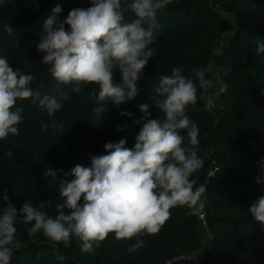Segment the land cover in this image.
Instances as JSON below:
<instances>
[{"label": "trees", "instance_id": "16d2710c", "mask_svg": "<svg viewBox=\"0 0 264 264\" xmlns=\"http://www.w3.org/2000/svg\"><path fill=\"white\" fill-rule=\"evenodd\" d=\"M57 6L58 19L63 20L74 8L92 6V0H0V58L14 70L33 75L31 87L42 96L69 97L53 116L38 102L17 101L16 107L23 109L19 132L0 140V213L10 202L19 215L30 200L34 206L45 203L46 213L57 217V206L66 200L61 185L73 179L64 173L78 164L89 166L92 156L106 155L108 142L126 139L125 147L132 149L140 130L133 120L142 115L137 104L155 94L161 76L178 69L195 79L194 69L212 64L208 78L217 82L210 90L216 93L214 106L207 108L198 92L197 103L186 111L199 127L195 148L204 163L190 179L196 180L194 190L206 186L202 212L207 225L200 218L202 212L188 215L186 205L176 206L157 234L117 240L110 233L85 253L74 235L67 247L42 232L30 236L32 225L18 217L16 239L21 247L14 250L10 264H264V225L248 211L264 196V53L256 51L258 40L264 41V0H172L157 14L150 45L156 51L137 81V97L119 107L109 102L99 119L92 111L96 97L89 94L93 89L98 92L97 85L82 86L77 94L73 85L58 83L48 71L50 66L41 63L44 53L36 43ZM134 18L128 12L125 22ZM225 39L227 45L220 53ZM225 67L230 68L226 76L219 71ZM119 79V72H114V80ZM221 83L227 86L223 92ZM122 111L133 116H122ZM150 111L153 118H164L159 109ZM41 121L49 124L47 131H41ZM53 121L62 127H52ZM123 125L128 127L118 130ZM180 131L186 136V130ZM212 167L218 171L210 178ZM48 170L55 176L46 175ZM5 191L8 202L3 200ZM63 211L71 213L66 207ZM137 239H143L144 245L129 251ZM59 255L66 259L58 260Z\"/></svg>", "mask_w": 264, "mask_h": 264}, {"label": "clouds", "instance_id": "9594fccd", "mask_svg": "<svg viewBox=\"0 0 264 264\" xmlns=\"http://www.w3.org/2000/svg\"><path fill=\"white\" fill-rule=\"evenodd\" d=\"M172 0H92L88 8H74L63 20L58 19L61 8L53 9L54 15L44 22L36 48L44 53L41 63L49 65L48 71L58 83L73 85L79 94L82 86L97 85L89 94L96 97L92 109L96 118L108 111L111 102L119 107L137 97V81L143 69L155 53L153 31L158 25V12ZM134 19L125 22L126 13ZM69 26L67 29L65 26ZM5 31L13 29L5 25ZM257 53H264V41L258 40ZM119 72V81L114 72ZM212 64L193 70L194 77L181 75L173 69L171 76H161L159 87L149 100L137 104L142 115L133 120L140 125L135 135V145L126 148V139L104 145L106 155L92 156L90 165H76L71 172L64 173L73 179L61 185L65 203L58 205L59 215L51 218L45 203L34 206L26 200L19 210L8 202L5 191L3 200L8 202L0 213V264H10L14 250L21 247L16 239L17 218L32 226L28 234L38 232L54 242H63L67 247L70 236L82 242L81 250L93 251V245L103 242L110 233L117 240L157 234L170 218V209L187 206L188 215H199L205 207L202 199L206 192L204 184L194 190L196 180L190 177L203 167L195 146L199 144V127L186 114L190 105L199 99L211 109L215 104L216 81L208 78ZM228 75L230 68H221ZM33 75L14 70L5 58H0V140L19 132L17 125L22 121V108L16 107L18 100L30 99L33 104L47 110L49 116L59 111L61 100L55 96L41 95L34 91ZM221 83L219 91L226 90ZM159 109L163 119L153 118L150 109ZM122 116L132 117L131 112L122 111ZM52 127H62L53 121ZM41 131L49 124L40 123ZM123 125L118 130L127 128ZM180 130H186V136ZM187 139V145H185ZM11 157L12 153L7 154ZM46 175L55 176L51 170ZM257 183H260L259 177ZM83 197V204L80 203ZM71 210L65 214L63 208ZM253 219L264 225V196L248 209ZM144 245L137 239L129 251ZM63 261L65 256L59 255Z\"/></svg>", "mask_w": 264, "mask_h": 264}, {"label": "built area", "instance_id": "2783aa9c", "mask_svg": "<svg viewBox=\"0 0 264 264\" xmlns=\"http://www.w3.org/2000/svg\"><path fill=\"white\" fill-rule=\"evenodd\" d=\"M225 47H226V45H225V43L223 41L222 44H221V49L219 50V52L221 53ZM217 171H218L217 167H212V169L209 172V177L213 178L216 175ZM200 218L203 221V224L207 225L205 212L201 213Z\"/></svg>", "mask_w": 264, "mask_h": 264}, {"label": "rangeland", "instance_id": "374dc122", "mask_svg": "<svg viewBox=\"0 0 264 264\" xmlns=\"http://www.w3.org/2000/svg\"><path fill=\"white\" fill-rule=\"evenodd\" d=\"M227 41H228V40H226V39L224 40L225 45H227Z\"/></svg>", "mask_w": 264, "mask_h": 264}]
</instances>
